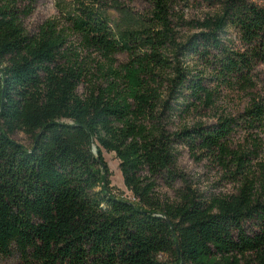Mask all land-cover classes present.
Segmentation results:
<instances>
[{
	"label": "trees",
	"instance_id": "obj_1",
	"mask_svg": "<svg viewBox=\"0 0 264 264\" xmlns=\"http://www.w3.org/2000/svg\"><path fill=\"white\" fill-rule=\"evenodd\" d=\"M133 1L56 0L57 16L28 32L35 0H0V259L264 264L261 147L232 143L237 131L264 142V101L250 96L235 115L217 105L222 90L252 87L264 4L201 0L214 10L186 16V0H144L142 12ZM181 150L234 193L203 198L177 169ZM158 182L181 183L172 202Z\"/></svg>",
	"mask_w": 264,
	"mask_h": 264
},
{
	"label": "rangeland",
	"instance_id": "obj_2",
	"mask_svg": "<svg viewBox=\"0 0 264 264\" xmlns=\"http://www.w3.org/2000/svg\"><path fill=\"white\" fill-rule=\"evenodd\" d=\"M255 4H264V0H250ZM56 0H35L32 12L22 20V25L28 32H33L44 20L57 16ZM183 1L179 0V4L183 5ZM130 7L133 11L142 12L147 8V4L144 0H134L130 3ZM186 16H200L203 13L212 12L214 7H210L203 3L201 0H186V6L184 7ZM113 17L114 12H109ZM186 30H181V33ZM236 46H240V43L236 40ZM118 60L124 59L123 55H119ZM252 87L250 89H244L240 91L237 88L222 90L218 106L225 114L235 115L242 111L246 106L250 96L262 99L264 101V61L258 63L253 70V76L250 79ZM80 95L83 92L82 87H78L76 90ZM194 120L192 117L187 118V122L190 123ZM256 131H249L247 136L244 131H237L232 138V143H241V140L245 138L253 139L256 137V141L260 144V150L258 151L257 160L264 164V142L261 134L255 136ZM12 139L21 144L24 147L29 145L28 138L23 133H16L12 136ZM249 141V140H248ZM102 158L105 162L107 170V178L110 186L115 192L120 194L123 198H128L129 194L126 192L122 185L120 173L117 168V161L114 159L112 153L102 152ZM177 169L181 172L187 180V183L196 192L200 193L203 198H209L212 195H227L232 194L235 191V185L228 179L222 176L220 170L211 162L201 159L199 161L193 160L185 150H181L177 159ZM181 187L180 182H175L172 188L164 186L162 183H157L156 191L164 195L169 201L174 200V190ZM0 264H20L15 257H9L0 259Z\"/></svg>",
	"mask_w": 264,
	"mask_h": 264
}]
</instances>
